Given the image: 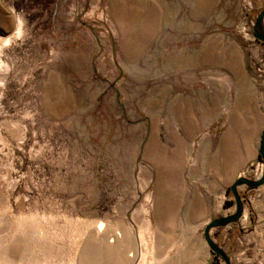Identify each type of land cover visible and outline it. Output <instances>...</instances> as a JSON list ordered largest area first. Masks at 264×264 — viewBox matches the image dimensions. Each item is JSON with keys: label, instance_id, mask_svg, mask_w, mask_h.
Segmentation results:
<instances>
[{"label": "rangeland", "instance_id": "1", "mask_svg": "<svg viewBox=\"0 0 264 264\" xmlns=\"http://www.w3.org/2000/svg\"><path fill=\"white\" fill-rule=\"evenodd\" d=\"M263 7L0 0V243L17 261L46 234L69 264L81 232L112 264L205 262L186 129L217 116L230 138L237 108L264 110Z\"/></svg>", "mask_w": 264, "mask_h": 264}, {"label": "crops", "instance_id": "2", "mask_svg": "<svg viewBox=\"0 0 264 264\" xmlns=\"http://www.w3.org/2000/svg\"><path fill=\"white\" fill-rule=\"evenodd\" d=\"M231 117L234 133L230 138L218 130L217 116L201 123L195 132L192 127L186 129V181L198 189L197 195L204 205L201 210L204 212L203 230L213 219L234 213L235 203L232 195L227 194L233 181L238 177L256 179L261 173L259 142L264 110L255 106L237 108ZM252 165L255 166L249 173ZM237 190L243 203L241 217L237 222L212 229L210 236L227 255L230 264H249L250 260L258 258L259 251L262 252L259 257L264 259V182L256 188L240 186ZM257 244L261 248L256 252ZM204 248L203 264H212L214 253L205 240ZM144 254L139 253L142 258Z\"/></svg>", "mask_w": 264, "mask_h": 264}, {"label": "bare ground", "instance_id": "3", "mask_svg": "<svg viewBox=\"0 0 264 264\" xmlns=\"http://www.w3.org/2000/svg\"><path fill=\"white\" fill-rule=\"evenodd\" d=\"M98 229H100V226L98 227ZM18 230H19V232H21L22 229L18 228ZM76 234H77V232H75L74 242H72V245H70V247H71L70 251L71 252H69L70 257H69L67 263H69V264H112V263H115V261H116L115 255H113L114 254L113 252L115 250L112 252V248L109 249L107 247L109 249L108 250L106 248V246H103V245L101 246V245H99V243L97 245L96 243H92L93 241L90 243V241H87L86 239H84L86 241H83V234L81 232H79L77 235ZM33 238H35V237H33ZM17 240L20 241L18 238H17ZM35 240H36V238L34 239V241ZM30 241H31V239H30ZM32 241H33V239H32ZM11 242L14 243V241H11ZM21 242H20V244H21ZM51 242H52V240L50 241V238L46 234L43 236H41V235L37 236V242L35 241L34 245L31 247V250H29V251H31V254L30 255L28 254L29 256L27 258L21 257L24 260H20V258H17L20 260V261H17L15 256H18L19 252H17L16 255L14 254L16 252L15 250L17 248V245H15V244H17V242L14 243L15 247H13L14 246L13 244H12L13 246H11L10 245L11 243L8 242L9 245L12 247V249H11L9 247V245H6L7 242L5 244L3 241V243L5 245L4 244L2 245V243H0L1 244L0 245V264H25V261L28 264H60V259L62 258V254H64L62 251V249H63L62 245L59 244L62 249H60V246L58 247L56 244H55V247H52V245H50ZM23 244H25V243H23ZM29 248H30V246H29ZM26 249L27 248L25 247V250ZM24 251H23V254H25ZM68 251H69V249H68ZM115 254H117V253H115ZM21 255H19V256H21ZM33 260H37V261L33 262ZM61 264H64V263L61 262Z\"/></svg>", "mask_w": 264, "mask_h": 264}, {"label": "water", "instance_id": "4", "mask_svg": "<svg viewBox=\"0 0 264 264\" xmlns=\"http://www.w3.org/2000/svg\"><path fill=\"white\" fill-rule=\"evenodd\" d=\"M253 36L256 40L264 43V8L258 13L255 22L252 26ZM259 155L260 160L262 161V169L261 175L256 179H248L246 177H238L233 183L230 185V192L233 196L234 203H235V211L234 213L221 216L219 218L213 219L204 227L203 230V237L214 253L213 263L212 264H219L220 260L223 264H230L229 258L223 252V250L212 240L210 236V231L212 229L225 226L230 223L237 222L242 215L243 212V203L242 199L238 193L237 188L240 186H247L248 188H256L264 182V125L260 135V142H259Z\"/></svg>", "mask_w": 264, "mask_h": 264}]
</instances>
